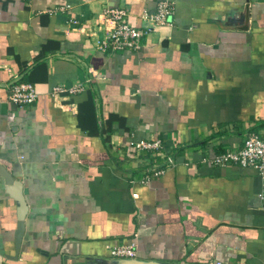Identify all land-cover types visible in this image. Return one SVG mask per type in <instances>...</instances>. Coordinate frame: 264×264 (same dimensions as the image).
<instances>
[{
	"label": "crops",
	"instance_id": "0c3cea01",
	"mask_svg": "<svg viewBox=\"0 0 264 264\" xmlns=\"http://www.w3.org/2000/svg\"><path fill=\"white\" fill-rule=\"evenodd\" d=\"M161 1L0 0V164L27 190L16 248L0 175V264H264V181L209 161L264 136V0H167L139 50L100 49L105 8L142 28ZM17 81L34 102H9ZM131 138L166 150L137 154ZM167 153L173 165L143 182ZM131 243L132 263L110 256Z\"/></svg>",
	"mask_w": 264,
	"mask_h": 264
},
{
	"label": "built area",
	"instance_id": "2783aa9c",
	"mask_svg": "<svg viewBox=\"0 0 264 264\" xmlns=\"http://www.w3.org/2000/svg\"><path fill=\"white\" fill-rule=\"evenodd\" d=\"M172 9L171 2L167 0L159 2L155 11L143 13L144 26L139 28L128 23L127 14L123 8H105L102 17L104 21L110 23V29L101 41L100 49L110 51L139 50L142 37L145 34H149L157 26L167 23ZM83 86L80 83L72 86L56 85L52 87L50 94L52 96L71 95L81 91L84 88ZM38 95V91L31 83L17 81L10 85L8 99L14 105L23 106L34 102ZM129 145L137 154L143 153L152 158L159 154L163 156L162 153L164 154V150H166L164 143L159 138H131ZM209 161L216 165L234 163L240 167H253L264 181V136L250 133L241 147L218 153ZM173 162L171 154L167 153L159 164L153 163L148 166L149 169L144 172L142 181L147 182L152 177L164 174L167 168L173 165ZM137 196L138 194H133V197L136 198ZM109 251L110 256L115 259H134L136 257V247L133 243L115 245L110 247ZM214 264H220V262H215Z\"/></svg>",
	"mask_w": 264,
	"mask_h": 264
},
{
	"label": "water",
	"instance_id": "95a60500",
	"mask_svg": "<svg viewBox=\"0 0 264 264\" xmlns=\"http://www.w3.org/2000/svg\"><path fill=\"white\" fill-rule=\"evenodd\" d=\"M2 109L4 105L1 106ZM4 112V109L2 110ZM0 175H3L5 178L6 184H8V192L12 197H14L18 202V226L16 231V248L20 245L22 233L24 230V217L26 212V202L24 200V193H26V189L22 188V184L18 180H14L13 176L6 170V168L0 164ZM125 262L132 263L134 260H126V259H117Z\"/></svg>",
	"mask_w": 264,
	"mask_h": 264
}]
</instances>
